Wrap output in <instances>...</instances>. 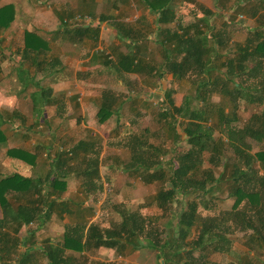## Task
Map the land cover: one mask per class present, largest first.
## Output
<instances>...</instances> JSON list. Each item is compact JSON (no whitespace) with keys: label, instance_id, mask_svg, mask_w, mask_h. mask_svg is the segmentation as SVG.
<instances>
[{"label":"trees","instance_id":"obj_1","mask_svg":"<svg viewBox=\"0 0 264 264\" xmlns=\"http://www.w3.org/2000/svg\"><path fill=\"white\" fill-rule=\"evenodd\" d=\"M142 1L151 12L158 14V23L165 25L158 28V36L161 37L158 41H162L163 46L162 61L146 67L143 65L147 62L144 52L121 53L123 56L117 62L119 68L131 72L145 69L153 78L164 82L167 80L162 78L171 74V79L190 81L191 89L180 105H175L170 91H165L168 106L159 113L157 120L163 121L161 128L166 133L165 137L171 138L170 141L146 143L142 137L132 135L130 138L133 139L125 145L130 158L124 171L127 170L131 176H140L145 183L159 181L161 189L153 196L154 205L162 213L173 210V218H169L164 230L159 232L155 226H149L151 220L140 211H122L120 221L114 227L105 228L90 221L92 212L81 211L79 216L76 215L74 211L80 208L81 203L62 196L70 176L71 154L78 156L82 151L87 156L79 162L84 164L81 170L88 177L83 182L87 185L86 192L98 189L92 182L101 173L98 151L92 143L78 140L72 153L63 149L56 152L49 171L44 175L0 172V264H41V258H45L47 264H89L87 259H78L76 253H84L94 247L113 249L120 255L135 250H151L159 264H217L206 258L208 249L237 255L231 251V243L225 236L224 228L231 223L249 230L246 246L253 251L254 257L245 255L243 262L237 259L228 264H258L256 257H263L264 149L251 152V141L264 142V27H247L243 20L232 19L239 12H245L239 0H217L226 11H231L226 14L229 29L223 30H212L213 23L209 20L212 11L200 2L196 5L204 12L203 17H193L184 25L181 15L174 13L175 0H156L158 5L153 0ZM229 1L232 3L228 4ZM16 8L14 3L0 6V31L8 28L16 18ZM68 17L65 20L64 16L60 18L67 23ZM170 21H175L176 27H168L166 24ZM240 31L246 33L244 41L230 45L232 33ZM48 49L47 40L35 31L24 30L15 70L22 91L30 86L36 87L29 91L36 118H44L46 106L60 103L59 97L53 96V92L36 78V74L43 70L45 60H42V55L47 56ZM53 59L50 64L57 63ZM105 63L109 61L105 60ZM30 68H33L32 73ZM50 73L53 72L48 71L47 74ZM213 96H218L219 100L215 101ZM128 99L124 92L103 91L96 114L98 121L104 123L118 114ZM240 101H243V110L248 112L246 116L238 110ZM63 106V103L59 104L56 113L61 115L65 112ZM10 116L5 118L0 113V155L35 169L42 146L36 145L32 149L9 147L2 124ZM178 118L183 125V137L174 125ZM183 141L185 144L181 145ZM177 147L183 149L176 151ZM91 150L94 151L93 158L89 156ZM203 151L209 152L210 164L222 167L218 175L211 168H201ZM228 151L232 153L229 155ZM168 152L172 155L164 159ZM224 183L227 187L223 192L234 198L225 216L219 217V221L211 218L212 222L197 217V203L207 209L215 208L216 204L206 195L220 189ZM189 196L190 200L185 199ZM53 215H65L68 219L74 215L77 219L64 223L60 237L44 236L43 243H33L39 228ZM32 224L36 228L31 229ZM23 227L26 231L21 238L19 233ZM194 227L198 230L196 238L187 240ZM20 246L26 247L20 250Z\"/></svg>","mask_w":264,"mask_h":264},{"label":"rangeland","instance_id":"obj_2","mask_svg":"<svg viewBox=\"0 0 264 264\" xmlns=\"http://www.w3.org/2000/svg\"><path fill=\"white\" fill-rule=\"evenodd\" d=\"M63 1L67 3L65 6L66 9L69 11L72 10V12L69 13L70 20H67V23L63 22L62 18H60L66 15V13L62 14L63 6L60 4V0H0V6L7 3H14L18 11L15 20L10 23L9 27L0 31V113L5 116V118L11 115L10 119L2 124V128L8 138L7 145L9 147L19 146L28 149H32L36 145L42 146V149L40 148L41 153L37 158L35 171L44 175L49 171L51 160L59 149L68 152L71 151L72 153V148L78 140L92 143V147L98 151L97 155L99 156V160H101V169H99L101 171L100 176L92 182L96 184L98 188L96 191H85L87 185H84L83 182L87 181L88 177H86L81 170L84 164H79V162L82 158L85 159L87 156L83 155L82 151H79L78 156L71 154L73 158L69 161L70 178L68 180V185L73 189H78L72 201L81 203L80 208L75 211L76 214L80 215L81 211H83L82 213L92 212L90 221H95L100 224L102 228H105L114 227L120 221V213H122V211H127V209L136 212L140 211L142 215H145V217L151 220L149 226H155L160 232L164 230L163 226L167 220L173 216L172 213H174V211L162 213V210L154 205L153 196L161 189L159 181L145 183L140 176L135 174L131 176L126 172L127 170L124 171L127 168V162L130 158L129 150L125 145L133 139L130 137L134 134L138 137H142L146 143L170 141L171 138L165 137L166 133H164V129L161 128L163 121L157 120L160 118L159 113L168 106V98L165 95V91H170V98L173 100L174 104L180 105L184 101V96L190 93L191 83L187 80L171 79V77L167 79V75L164 76L167 82H161L159 79L154 80L150 74L147 76L146 73L131 78L128 73L123 72L118 73V77L122 78L121 81L123 84L119 85L117 78H112L113 76L111 74L100 75L99 77H93L94 83L91 85L92 88L95 89L93 91L97 90L96 92L99 99L106 89H111L117 94L119 92H124L129 96V99L122 105L118 114H114L104 123H100L96 116L98 107H96V111H89L86 109L84 111L85 116H83V121L77 119L76 115L73 116V114L66 118H61L58 114H55V116L53 115L54 110L49 107L47 111H45L46 115H44V118L42 116L36 118L35 115L32 114V102L28 97L30 89H35L36 87L33 88L30 86L29 89L22 91L15 70L16 66H18L17 58H19V52L23 45L24 30L29 29L35 31L48 42L49 49L46 52L47 56H44V54L42 55V60H45L42 65L43 70L36 74V78L40 79L41 84L47 87L50 92L53 91V93H55L53 88H58L56 83H58L60 78L68 79L72 75L66 72L60 74V71L50 73V75L47 74L51 68L57 65L56 63H52L54 64L52 66V64L49 63L52 56L60 58V56H58L59 45L63 43L73 48L74 45L67 44V42L77 41L78 43L80 41L77 37L79 31L78 29L75 30V28L77 25H82V22L84 25L85 23L90 24L85 30L89 35L88 39L92 45L93 40L96 42L99 37L98 31L95 32L92 26L94 17L89 13H87V15H82L84 10H82L83 8H81L79 4H76L75 1ZM88 1L89 10H93L96 13L105 10L102 3L94 0ZM121 1L127 2L128 0ZM200 1L213 10H216V12L221 10L211 2L212 0ZM153 3L158 5L159 2L153 0ZM33 4L35 5L34 7H32ZM196 4L197 2L189 3V5L186 4V6L183 4L185 7L178 11V14L181 15L180 20L182 24H188L192 20V17L195 18L200 16V18H202V13ZM73 8L75 10H73ZM80 10H82V12H80ZM230 13L231 11L229 10L228 14ZM223 18H225V23L221 22ZM236 18L243 20L242 23H245V26L251 24L246 21L243 13L232 19ZM180 20L178 22H180ZM215 20L221 27H227L228 25V23H226L227 17L224 14L222 16H217ZM68 26H71V28H67ZM72 28L74 29L72 30ZM97 50L98 55L104 62L108 60L110 63L108 64L111 65V63L115 61L113 53H107L108 57L106 58L105 50ZM155 51L154 63L161 59L158 50ZM92 57L95 58L96 56H91L90 58ZM91 61H93V59ZM30 71L32 73L33 68H30ZM144 74H146L145 78L141 79ZM149 77H152V80H150ZM146 78L149 80L148 84L140 82V80L143 81ZM148 80H146V83ZM48 85L50 87H48ZM63 87L62 85L59 87L60 92L63 91ZM213 99L218 101L219 97L213 96ZM242 102L243 101H240L238 110L246 116L248 112L243 110L244 104ZM59 104H61V102ZM69 110H71V108L69 109L66 107V114ZM74 114H76L75 111ZM77 114L81 115V113ZM174 125L183 137V125L179 118L178 121L174 122ZM146 128H149V131H147ZM214 133L216 134H214V136H217V133ZM141 143L145 145L144 142ZM183 144H185L184 141L181 145ZM251 146V152H255L259 149H264V142L251 141ZM182 149L181 147H177L176 151H181ZM92 150L89 154L91 158L95 156ZM231 153V151H228L229 155ZM166 154L167 156H164V159L172 155L170 152ZM208 156V151L203 153L201 168H211L214 174L218 175L222 167L210 164ZM31 171L32 167L27 166V164L20 161H12L2 154L0 155V172L2 174L19 172L23 175L34 176L35 171L33 173ZM252 172H255V170L253 169ZM79 185L81 190L78 188ZM226 187V183H224L223 186L221 184L220 189L206 195L216 204L215 208L207 209L201 203H197V217L207 218V220L212 222L213 220H211V218H215L216 221H219V217L225 216V212L231 208L234 199L233 197H227L226 192H223ZM79 192L80 194H78ZM190 197L191 196L185 199L190 200ZM60 222L59 220H56L54 223L51 222V220L47 221L39 228L32 242L40 244L43 243L44 236H51L53 233L59 234L64 229ZM225 227H228L224 229H226L225 236L231 243V251L236 252L237 255H230L228 253H221L208 249L206 258L217 264H228V262L232 260L237 261V259H241V262H243V253L251 252L246 244H243L244 238L249 234L248 229L245 228V231L238 229L233 223L226 224ZM30 228L34 229L36 225L32 224ZM25 231L26 227H23L19 233L21 238L25 236ZM197 233V228H192L187 240L191 241L195 239ZM56 237L59 236H55V238ZM241 244L243 246H241ZM26 246H20L19 249L24 250ZM257 253L260 255V250H258ZM197 254L196 252L195 255ZM76 255L80 260L87 259L89 264H159L155 252L151 250L147 251L146 249H142V251H130L120 255L116 254V251L113 249L94 247L84 253H76ZM261 256L262 255L259 257ZM259 257H256L259 260L258 264H264V257ZM40 262L41 264H47L45 258H41Z\"/></svg>","mask_w":264,"mask_h":264},{"label":"crops","instance_id":"obj_3","mask_svg":"<svg viewBox=\"0 0 264 264\" xmlns=\"http://www.w3.org/2000/svg\"><path fill=\"white\" fill-rule=\"evenodd\" d=\"M73 1H75L76 4H79L80 7L83 8L82 10H84V13L82 15H87V13H89L94 17V22L92 26L95 29V32L98 31L99 37L96 42L93 40V45H92L88 39L89 35L85 30V28L88 27L90 24L85 23L84 25L82 22V25H77V27L75 28V30L79 28L78 29L79 34L77 37L80 41L78 43L77 41H68L67 44L74 45L73 48L66 46L63 43L59 45L58 56H60V58L56 56H52V59L54 58L57 61L56 63L57 65L56 67L51 68L50 72L56 73V71H60L61 72L60 74L66 72L72 74L71 75L72 77L70 76V78L68 79L60 78L58 83H56V85H58V88L57 89L53 88L55 93H52V95L59 97V101L64 104L63 106L64 110H66V107H68L69 109L71 108V110H69L67 114L66 112H63L60 115L55 111L58 108L59 103L57 104L55 103L53 105L51 104L50 106H46L44 109V113L50 107L54 110L53 115L58 114L61 116V118L62 117L66 118V117H70V115L73 114V116L76 115L77 119H81V121H83L84 120L83 116H85L84 111L86 109H88L89 111H94V110L96 111V107H99L98 105L100 99L97 96V92H96L97 90L93 91L95 89L92 88L91 86L92 83H94L93 77L96 76L99 77L100 75L103 76L105 74L106 75L111 74L113 76L112 78H117V81L119 82L120 85L122 84L121 81L122 78L118 77V73H123V72L128 73L131 78L138 76L140 74L143 75V73H146L148 76L149 73H147L145 69H142V71L139 72L138 71L131 72V71H124L121 68H119L117 62L119 58L123 56L121 53L125 54V53L135 52V54L137 53L142 54L144 52L143 53L144 54L143 56H145L144 60L147 62L143 63V65L147 67L153 65L154 62L151 60L155 59L154 57V54L156 52L155 50H158V53H160L159 56L161 58L160 60H158V62L162 61L163 46H162V41H158L159 39H161V37L158 36L159 33L158 28L163 27L165 25L158 23L157 21L158 14L151 12L147 4L142 0H128L127 2H123L121 0H94L96 2L102 3V5H104L103 7H105V10H101V12L99 13H96L95 11L88 9L89 6L88 0H73ZM232 1H229L228 4H231ZM239 1L242 3V5H244L245 12H239L237 15L240 16L241 13L244 14V18L246 19V21L251 23L250 25H247V27H252V28H255L256 26H261V28L264 27V6H263L264 0H239ZM192 2L193 3L200 2L206 8L212 11L209 17V20L211 21V23H213V27H214L212 30H216V29L223 30L224 28H227L225 26L221 27L219 23H217L215 20V18L220 13L226 15L229 12V9L228 11H226V8L221 7L220 3H218L217 0H212L211 2L214 5H216L218 8L220 9L223 8L219 10V12H216V10H213L211 7L201 2L200 0H192V1L175 0L173 5L174 13L178 14V11L181 8L185 7L186 4L189 5V3ZM60 4L63 6L62 14L66 13V15H63L64 16L63 20L69 19L68 16L69 13L72 12V10L69 11L66 9L65 6L67 5V3H65L63 0H60ZM183 4L185 6H183ZM34 6L35 5L33 4L32 7ZM73 10L75 9L73 8ZM82 10H80V12H82ZM199 10L201 11L203 17L202 10L200 8ZM248 12L250 13V15H248ZM226 17L228 16L226 15ZM195 18L196 19L200 18V16ZM221 22L225 23V18H223ZM175 24H176L175 21H170L166 25L168 27H176ZM216 26L218 28H216ZM67 28H71V26H68ZM73 29L74 28H72V30ZM227 29H229V27ZM245 38H246V33H243L242 31L234 32L232 33V38L229 41L231 43L230 45H232V43L235 41L243 42ZM97 49H99L100 51L105 50L106 55H108L109 53H113L115 56L114 58L115 61L111 63V65L106 64L104 60H102L98 55ZM91 56H96V57L90 58ZM92 59L93 61H91ZM146 74H144V76L141 77V79L145 78ZM170 77L171 74H167V79H169ZM164 78L165 77H163L162 79ZM149 79L152 80V77H149ZM153 79L155 80V78ZM146 80L148 79L146 78L143 81L140 80V82L148 84V81L146 83ZM61 85L64 86L63 87L64 92L63 91L60 92L59 87ZM48 87L50 86L48 85ZM28 97L30 99L29 93H28ZM74 111L76 114H74ZM77 113H81V115H78ZM34 171L35 169H32L31 172L33 173ZM38 174L40 173L35 171L34 175H38ZM69 178H67L66 189L62 193V196L68 197V199L72 200L75 196V193H77L78 189L77 188L73 189L68 185ZM78 188L79 190H81L80 185L78 186ZM78 194H80V192ZM75 209L77 208L75 207ZM76 219L77 217L74 215L71 216V218L69 217V219L65 217V215L64 217L63 215L62 217L53 215L50 218L51 222L53 223L56 220H59V222L61 221L60 224L63 226V228L65 222L69 220L74 221ZM236 227L244 231L246 230L243 226L240 225H236ZM61 232L59 234L53 233L51 235V238L55 236L60 237L62 234ZM248 233H249L248 236L244 238L243 244H247L246 242L249 241L250 232ZM241 246L243 245L241 244ZM245 254L248 255L249 258L254 257L253 251L247 252ZM245 254L243 253L244 256Z\"/></svg>","mask_w":264,"mask_h":264}]
</instances>
